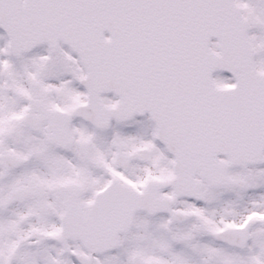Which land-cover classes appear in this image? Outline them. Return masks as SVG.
Segmentation results:
<instances>
[{
    "label": "snow or ice",
    "instance_id": "1",
    "mask_svg": "<svg viewBox=\"0 0 264 264\" xmlns=\"http://www.w3.org/2000/svg\"><path fill=\"white\" fill-rule=\"evenodd\" d=\"M0 264H264V0H0Z\"/></svg>",
    "mask_w": 264,
    "mask_h": 264
}]
</instances>
